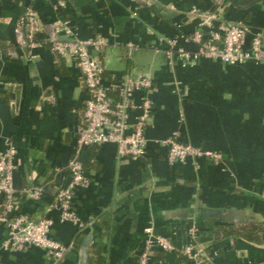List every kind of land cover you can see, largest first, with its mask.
<instances>
[{
	"label": "crops",
	"instance_id": "1",
	"mask_svg": "<svg viewBox=\"0 0 264 264\" xmlns=\"http://www.w3.org/2000/svg\"><path fill=\"white\" fill-rule=\"evenodd\" d=\"M51 1L65 3L58 19L81 39L109 40L99 55L106 85L126 75H149L154 102L142 160L120 159L114 144L83 153L90 184L77 189L72 209L88 227L62 264H137L150 226L176 247L171 254L155 250L151 264H192L189 248L201 251L204 264H264V64H193L162 50L161 40H175L176 50L194 52L189 37L210 8L206 0ZM226 1L227 19L264 34V0ZM36 4L0 0V154L11 145L18 152L17 191L46 188L42 202H23L28 215L38 206L46 209V199L70 185L66 168L88 99L73 60L44 44L18 45L22 17ZM54 20L52 13L41 34L53 32ZM174 132L202 156L170 165L161 142ZM46 215L54 222L53 238L69 246L79 227L62 223L57 211ZM246 223L262 224V242L218 234ZM5 238L0 226V246ZM0 264L50 262L42 249L13 254L0 247Z\"/></svg>",
	"mask_w": 264,
	"mask_h": 264
},
{
	"label": "built area",
	"instance_id": "2",
	"mask_svg": "<svg viewBox=\"0 0 264 264\" xmlns=\"http://www.w3.org/2000/svg\"><path fill=\"white\" fill-rule=\"evenodd\" d=\"M43 1L50 6L55 20L50 25L53 32L47 35L42 44L48 45L60 58L75 62L88 95L80 116L81 123L76 129L74 154L66 168L71 183L66 189L59 190L58 204L48 206L47 214L57 211L62 223L72 222L82 228L85 223L77 218L72 205L77 189L90 184V177L84 170L83 153L92 147L114 144L118 148L120 159L130 158L138 162L144 158L147 145L145 129L154 109L152 80L146 74L126 75L106 85L104 82L106 69L99 55L110 46L109 40L104 37L81 39L69 23L58 19V13L65 8V3ZM206 1L209 2L210 8L189 37L195 47L193 54L183 49L176 50L175 40L166 42L161 40L162 50L169 57L177 52L185 61L193 64L203 61L231 66L264 64V34L254 32L245 22L227 19L226 0ZM150 4L147 1V5ZM46 26L34 5L28 7L18 30V45L31 48L42 45L36 38L44 32ZM130 47L131 50L135 49L131 45ZM7 53L14 56L11 50ZM49 101L56 102L53 97L49 98ZM135 112L139 114L135 122H132V115ZM180 135L179 132H174L161 142V147L167 150L168 163L172 166L185 164L188 158L201 157L203 154L198 148L182 143ZM17 155L18 152L12 145L0 154V226L6 229V238L1 243V250L22 254L32 248H38L46 252L50 264L59 263L69 249L53 238V220L47 215L32 220L28 214L14 211L15 205L24 196L32 202L40 203L46 195V188L43 186L25 188L21 192L15 189ZM211 156L219 159L217 155ZM194 232L196 230H190L191 234ZM157 249L165 254H171L176 247L173 242L158 235L150 226L144 231L143 247L137 264H151L153 252ZM186 256L192 264H204L206 261L201 251L195 248H189Z\"/></svg>",
	"mask_w": 264,
	"mask_h": 264
},
{
	"label": "trees",
	"instance_id": "3",
	"mask_svg": "<svg viewBox=\"0 0 264 264\" xmlns=\"http://www.w3.org/2000/svg\"><path fill=\"white\" fill-rule=\"evenodd\" d=\"M34 7L42 15V18H43L44 22L47 21L49 19L50 15L52 14L50 6L48 4H46L43 0H37V4ZM46 39H47V35L46 34H39L37 36V38H36L37 42L40 43V44H42L43 41L46 40ZM45 46H48V45H45ZM96 148H98V147H92L90 149H96ZM84 170L86 172L85 166H84ZM263 181H264V176L260 179V182H263ZM253 186L251 188H254ZM58 193H59V190H57L55 193H53L52 199H50V200L46 199V200H48L47 201L48 202V206H53V205L58 204L57 203V195H58ZM25 200H27V198L24 196L23 198H21L19 200L18 204L15 205V210H14L15 213L22 212V210H23V202ZM43 200H45V196L42 198V201ZM45 213H47V208L45 209V207H43V206H38L36 212L34 214H30L29 218L32 219V220H37L39 218L45 217ZM87 227H88V225L85 224L82 228H79L74 240L68 246L69 250L76 248L77 240L82 236L83 231ZM261 232H262V224L261 223H258V224L246 223V224H242L240 226H237L236 228H221L219 230L218 234L222 233L223 237L226 240H235L238 237H242V238H244V239H246V240H248L250 242L260 243V242H262L261 241ZM62 262H63V260L61 262H59V263H56V264H62Z\"/></svg>",
	"mask_w": 264,
	"mask_h": 264
},
{
	"label": "water",
	"instance_id": "4",
	"mask_svg": "<svg viewBox=\"0 0 264 264\" xmlns=\"http://www.w3.org/2000/svg\"><path fill=\"white\" fill-rule=\"evenodd\" d=\"M234 4H236V1L235 0H231ZM204 215L206 216H213L214 213H210V212H204L203 213Z\"/></svg>",
	"mask_w": 264,
	"mask_h": 264
}]
</instances>
